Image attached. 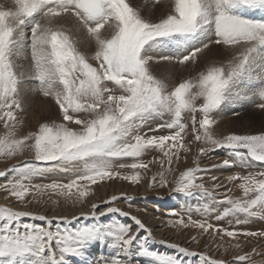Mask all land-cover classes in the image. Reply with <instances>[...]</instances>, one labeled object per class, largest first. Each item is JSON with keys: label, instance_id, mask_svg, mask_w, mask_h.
Masks as SVG:
<instances>
[{"label": "snow or ice", "instance_id": "obj_1", "mask_svg": "<svg viewBox=\"0 0 264 264\" xmlns=\"http://www.w3.org/2000/svg\"><path fill=\"white\" fill-rule=\"evenodd\" d=\"M242 9L264 10V0H174L173 11L156 20L146 19L130 0H12L10 7L0 4V125L4 129L0 156L11 158L25 150L32 153L31 159L0 171V177L11 173L0 189L22 203L29 195L46 193L81 203L91 186L101 181L139 183L154 162L159 163L160 171L149 184L166 186L174 171L173 159L180 158L181 150L189 151L184 137L188 129L185 114L190 113L192 139L205 145L199 148V155L227 149V157L212 167L243 170L226 177L229 182L239 181L241 196L225 194L217 200L214 190L220 185L214 184L210 190L198 183L202 178L197 174L210 169L197 164L175 177L174 191L207 202L195 209L182 207L187 222L181 216L169 223L211 231L221 241L241 235L264 238V231L235 227L256 218L264 220V131L217 137L212 130L213 113L223 105L248 100L264 110V18L250 19L239 14ZM70 18L75 21L72 28L66 27ZM81 31L93 45L90 54L80 49L76 34ZM169 43L174 51L164 54ZM220 46L231 52L229 59L213 62L196 77L173 86L151 70L153 61L196 64L201 54ZM23 50L30 53L27 67L17 63ZM150 51L155 54L149 55ZM25 81H34V91L54 100L62 120L40 123L36 130L18 135ZM198 100L202 102L197 104ZM153 121H159L154 129L150 127ZM145 127L149 132L168 130L169 134L149 135L142 132ZM149 150L162 153L163 158L145 162L142 157ZM125 159L131 163L115 164ZM257 164L260 170H255ZM125 168L131 172L117 170ZM61 176L64 179L42 182ZM37 179L41 182L35 183ZM119 198L112 196L103 203ZM220 205L227 206L214 219L234 218L235 226L228 220L231 229L192 218L193 211L216 213ZM98 207L93 203L90 213L80 215L96 221L109 213L130 215L117 207L97 212ZM170 215L180 213L173 210ZM23 217L45 221V226L22 222ZM77 219L76 215L49 217L0 204V264H69V257L90 264L88 249L96 241L108 242L113 249L107 264H131L132 246L140 230L147 233L140 254L156 258L158 264H182L148 248L147 242L155 238L136 216H131L135 231L119 221L51 228L53 220L70 224ZM168 246L198 256V264H264V259H253V254L264 257L256 248L226 262L179 243Z\"/></svg>", "mask_w": 264, "mask_h": 264}, {"label": "rangeland", "instance_id": "obj_2", "mask_svg": "<svg viewBox=\"0 0 264 264\" xmlns=\"http://www.w3.org/2000/svg\"><path fill=\"white\" fill-rule=\"evenodd\" d=\"M150 1L151 2H149V0H139V1L130 0V2L133 4L134 7L140 8L141 14L146 19H152V20L159 19L160 17L167 15L169 12L173 11L174 9V0H173V5L172 3L170 4V6L172 7L168 9L167 13L159 12V10H162L161 9L162 6L165 7L166 2L161 0H159V3H157V0H150ZM1 4L8 7L11 6V3L10 5L5 4V2ZM240 14L241 15L243 14L244 16H247L250 19L264 18V10L262 9H242L240 10ZM72 20L70 18L67 21L68 23H66V27L67 26L68 28L73 27L72 25L75 23V21ZM76 35H77V39L81 42L80 43L81 51L90 54L91 51L93 50V45L85 44L83 42V38L86 37V33L81 31ZM168 45H166L167 51H165L168 53L165 54H169L171 50L174 51L173 44L169 43ZM221 47L223 46L216 47V50L219 52L220 49H222ZM225 50L228 51L227 49ZM148 54L154 55L155 53L150 51ZM153 62L156 63L155 61ZM162 62L164 61H160L159 63H156V64H160L156 67H152L151 65V70L153 74L156 75L157 77L161 78L160 74L165 73L166 69H170V70L177 69L176 71H179L178 75L175 74L174 77L171 76L170 79H165V77L162 78L165 79L170 86L175 85L176 83L180 82L182 79L196 77L198 73L204 71L210 64L213 63V62H208L205 64L189 63L187 66H182L176 63H169V62L168 64H161ZM17 63L20 64L18 61ZM30 82L33 81H28V84ZM33 84L35 87V82ZM38 94L39 96L36 95L34 98L36 101L42 99V97L40 96H43L41 93ZM43 99L47 100L46 102L47 107L45 112L46 114L43 112L42 113L38 112L37 110L34 109V107L31 108L32 102L24 106L23 110L18 113V119L22 121V123L19 125L17 129L18 135H24L27 134L29 131L36 130L40 123L51 122L53 120L56 121L62 120V117L59 114L58 107L56 106L54 100L48 97H45ZM201 102L202 100H198L197 104ZM256 103H259L258 99ZM224 106L226 108L223 114L224 116H219L218 113L221 109L224 108ZM185 115H186L185 123L188 124V129H187V134L184 137V142L186 147L189 149V151L184 152L183 150H181L180 158L173 159L172 167L174 171L170 175H168L167 178L169 183L166 186H161L159 182H156L154 186H150L149 181L151 180L152 176L160 171L159 163L154 162L153 164L150 165L151 170L149 172H147L146 174L142 173L143 179L139 183L132 184L131 182L123 179L101 181L97 185L91 186L92 187L91 192L81 203H73L71 200H66L64 197L56 196L51 193H46L42 196L37 195L35 197L29 195L25 198V202L22 203L20 201H17L15 197L9 196L6 191L0 189V204H4L6 206H13L15 204L16 207L14 208H16L17 210L30 211V212L33 211V213H37V214H43L46 216L50 215L49 217L59 216V215H66L69 218H71V216L73 215H76L78 217L77 220L71 221L70 224H65L62 221L58 222L56 220H53L51 225L52 230H56L57 228L60 229L77 228L97 222L107 223L112 221H119L121 223L129 225L132 221L131 216H136L143 223H145L146 227L151 231L152 236L155 238L153 241H149V242L151 243L153 242L152 243L153 245H158L160 248H162V250L159 251L155 249H150V248L149 249L153 252H156L159 256H171L176 259H179L182 261V264H198L199 257L188 256L184 253H180L177 249L169 247L168 245L170 243H179L182 247H187L191 251L206 252L212 258L222 259L226 262L233 261L236 255L244 254L246 252L251 253L253 248H256L257 253L264 252V238H260V237L245 238L244 236L241 235L237 239L224 237L223 241H221L220 237L213 236L211 234V231L209 233H203L202 230L199 229H195L191 227L183 228L179 226H174L173 224L169 223V221H175L180 219L181 216H183L185 222H187V216L183 213L182 207L191 206L193 207V209H195L196 207H199L202 203L207 202L206 200L198 199L196 195L188 197L174 191L175 184L172 181L175 179V177L178 176L180 172L186 170L187 168L196 167L197 164L201 168L210 169V171L208 172L197 174L199 177L202 178L197 181L198 183L202 182L205 185V187L210 190H212V186L214 184L220 185L219 188L214 190L217 200L223 199L225 194L236 197L241 196V190L237 187L239 181L229 182L227 181L226 177L235 174L237 172H242L243 170L238 166L223 167V168L212 167L213 165L220 164V162L227 157L228 155L227 149L221 148L212 152H208L205 155H199L198 152L199 148L205 145L201 144L200 142H196L192 139L191 114L187 113ZM200 116L201 114L197 112L196 113L197 120L200 119ZM213 118L215 119L216 122L215 124L212 125V130L217 137H222L232 133L254 134L260 131H264V110L257 108L255 103L250 102L248 100H241L236 103L223 105L220 109L216 110L213 113ZM231 119H232V121L230 122L231 124L230 123L228 124L226 121ZM158 122L159 121H153L150 127L154 129L156 123ZM3 131H4L3 126L0 125V133H2ZM142 132L148 133L149 135L169 134L168 130H158L155 132H149L148 127L142 129ZM156 157L163 158L162 153H159L158 151L155 150H149L148 152L145 153L142 159L145 162L149 160L155 161ZM194 157L196 158L195 161L193 159ZM31 158H32V153L28 150H25L22 154H17L16 156L11 158L6 156H0V171L5 170L6 168H10L12 164L17 163L18 161H23L25 159H31ZM119 163L127 164V163H131V161L125 159L115 162V164L117 165ZM260 167L261 166L257 164L255 170H260ZM117 170L123 173L131 172V169H127V168L117 169ZM10 175L11 173H9L5 177H0V184L4 183L9 178ZM213 176L216 177L217 179L213 180L212 179ZM53 178L64 179L63 176L49 177L43 179L42 182L48 183ZM34 182L40 183L41 179H37ZM118 185H120L119 190L116 189ZM100 187H106V189L103 191L104 193L102 192L103 194L100 192ZM112 196H118L120 198L110 204L103 203V201L109 200ZM5 197H7V199H5ZM126 197H130L131 199H128ZM29 202H31V204ZM93 202L99 205V207L97 208V212L103 211L107 207H117L124 212H128L130 215L128 217H124V216H120L118 213H109L106 217H100L99 221L93 220L91 217L86 218L85 216L80 215L81 214L80 211L83 210L85 211L86 209L88 212L85 211L82 213H90L91 205L93 204ZM25 204L27 206H25ZM225 206L227 205H220L216 213L205 214L203 212L193 211L192 218L196 220L207 219L209 223L219 224L221 227H229L231 229V226L228 224V220L232 219L233 226H235L234 218L229 217V218H225L222 221H216L214 219V215L222 211ZM79 207L80 209H78ZM173 210L179 212L180 216L170 215V213ZM241 219H243V216H241ZM151 220H153L155 224H150V222H147ZM250 221L246 224L238 225L235 227L241 231L243 230L264 231V220L256 218ZM22 222L40 224L41 226H45V221H40L32 217H23ZM154 228L158 229V232L160 233L161 237L154 236L153 234ZM131 229L134 231L136 230V225L134 221H132ZM146 235L147 233L144 230H140L139 232H137V238L132 246L131 264H155V263L158 264L156 258L148 257L140 254V245L144 242L143 238ZM193 237H195V239H193ZM161 240H164L166 243H160ZM236 244H240V247L235 248L234 245ZM98 246L101 248H99ZM109 249L111 248L108 247V242H105L104 244H101L99 241L94 242L88 249V260L90 261V264H96L100 259L101 260L97 264H107L110 257L113 255L112 253L113 249H111L112 251ZM97 254H99L101 257ZM106 255L107 256L109 255L108 258ZM68 259H69V264H80V258L78 257H69ZM253 259L259 261L261 259H264V257L258 254H253Z\"/></svg>", "mask_w": 264, "mask_h": 264}, {"label": "bare ground", "instance_id": "obj_3", "mask_svg": "<svg viewBox=\"0 0 264 264\" xmlns=\"http://www.w3.org/2000/svg\"><path fill=\"white\" fill-rule=\"evenodd\" d=\"M136 1V0H135ZM139 1V0H138ZM161 1H164V2H166L165 3V7H161V9L162 10H159V12L160 13H167L168 12V9L170 8V7H172V6H170V4L172 3V5H173V0H161ZM5 2V4H7V5H10V3H12V0H0V4L1 3H4ZM149 2H151L150 0H149ZM148 2V3H149ZM155 2V1H154ZM144 6V5H143ZM142 6V7H143ZM148 6V5H147ZM155 6H157V5H155ZM145 7H146V5H145ZM144 7V8H145ZM151 8V7H150ZM172 9V8H171ZM157 11V10H156ZM165 11V12H164ZM152 12V11H151ZM240 14V13H239ZM243 15V14H242ZM162 16V15H161ZM72 20V19H71ZM73 21V20H72ZM66 23H68V22H66ZM68 25V24H67ZM74 25V24H73ZM72 25V26H73ZM71 26V27H72ZM68 27V26H67ZM70 27V26H69ZM81 36V35H80ZM84 36V35H83ZM80 39V38H79ZM83 42L85 43V44H91L89 41H88V39H87V36L86 37H84L83 38ZM171 44V43H170ZM169 46V45H168ZM172 47V46H171ZM222 49H220V51L218 52L217 50H216V47H213V48H211L210 50H208V51H206L205 53H203V54H201L200 55V58H199V62L198 63H196V64H205V63H208V62H220V61H224V60H227V59H229L230 58V56H231V52L228 50V51H226L225 50V48H223V47H221ZM172 51V50H171ZM169 52V54H171L172 52ZM165 53H168V52H164V54ZM25 57H27V59L25 58ZM17 61L21 64V65H24L25 67H27L28 66V64L30 63L29 61H30V53L27 51V50H23L22 52H21V54H20V57L17 59ZM154 64V65H153ZM161 64H168V62H166V61H164V62H162ZM158 65H160V64H156V63H152V67H156V66H158ZM177 69H166V71H165V73H163V74H160V76H161V78H164L165 77V79H170L171 78V76L172 77H174V75L176 74V75H178V73H179V71H176ZM34 81L33 82H30L29 84H28V81H25L23 84H22V90H23V97H22V101H23V105L24 106H26V105H28L29 103H31L32 102V105H31V108H33L34 107V109L35 110H37L38 112H40V113H45L46 112V107H47V98L46 99H43V98H45V97H43V96H40V97H42V99H39V101H36L34 98H35V96L37 95V96H39V94L38 93H40L38 90H33L34 89ZM31 84H33V85H31ZM26 85V86H25ZM228 106V105H227ZM229 107V106H228ZM225 110H226V108H225V106H224V108L223 109H221L220 111H219V113H218V115L219 116H224L223 114H224V112H225ZM229 112V111H228ZM230 113V112H229ZM46 114V113H45ZM230 115V114H229ZM246 117V116H245ZM246 120V119H245ZM232 121V119L231 120H228V121H226L228 124L230 123ZM225 122V123H226ZM231 124V123H230ZM221 170V169H220ZM223 178V177H222ZM119 184H120V182H119ZM117 186V185H116ZM112 187H115V186H112ZM106 189V187H100V192L102 193L104 190ZM116 189L117 190H119L120 189V185H118V187H116ZM99 191V190H98ZM98 191H97V194H98ZM134 191H136V190H134ZM104 193V192H103ZM102 193V194H103ZM96 201V200H95ZM30 204H31V202H29ZM93 203H95V202H93ZM29 204V205H30ZM163 206V205H162ZM12 207H16V205L14 204ZM30 207V206H29ZM87 208V207H86ZM78 209H80V207L78 208ZM83 210V209H82ZM75 211V210H74ZM85 211H87V209L85 210ZM84 210L83 211H80V213H82V212H85ZM33 212V211H32ZM35 212V211H34ZM67 212V211H66ZM66 212H65V214H66ZM70 212V211H69ZM88 212V211H87ZM73 213H75V212H73ZM68 214V213H67ZM72 215V214H71ZM50 216V215H49ZM147 222H150V224H155V222L153 221V220H151V221H147ZM251 222V221H250ZM158 223V222H157ZM147 224H149V223H147ZM131 225H132V221H131ZM158 225V224H157ZM152 226V225H151ZM137 227V226H136ZM132 231H134V230H132ZM154 236L155 237H161V235H160V233L158 232V229L157 228H154ZM165 234V233H164ZM246 238V237H245ZM165 239H166V237H165ZM173 241V240H172ZM177 242H178V240H177ZM153 243V242H152ZM151 242H147V246H148V248H150V249H156L157 251H159V250H162V248H160L158 245H153ZM96 246V245H95ZM99 247V246H98ZM99 248H101V247H99ZM164 248V247H163ZM166 248V247H165ZM105 249V248H104ZM109 250H111V249H109ZM100 251V250H99ZM105 251V250H104ZM112 251V250H111ZM106 252V251H105ZM161 252V251H160ZM113 253V252H112ZM172 253V252H171ZM107 254H108V252H107ZM91 255V254H90ZM97 255H99V254H97ZM100 256V255H99ZM104 256V255H103ZM107 256V255H106ZM109 256V255H108ZM108 256H107V258H108ZM95 257H96V255H95ZM101 257V256H100ZM144 258V257H143ZM92 259V258H91ZM104 259V258H103ZM106 259V258H105ZM95 260V259H94ZM101 260V259H100ZM99 260V261H100ZM99 261L97 262V263H99ZM138 261V260H137ZM140 261V260H139ZM184 261V260H183ZM92 263V262H91ZM96 263V264H97ZM156 264V263H155Z\"/></svg>", "mask_w": 264, "mask_h": 264}]
</instances>
